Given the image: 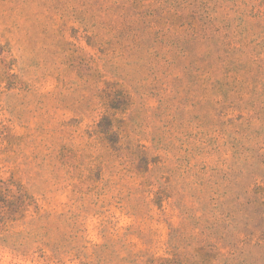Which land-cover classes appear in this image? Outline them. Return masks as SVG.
<instances>
[{
  "label": "rangeland",
  "instance_id": "374dc122",
  "mask_svg": "<svg viewBox=\"0 0 264 264\" xmlns=\"http://www.w3.org/2000/svg\"><path fill=\"white\" fill-rule=\"evenodd\" d=\"M0 264H264V0H0Z\"/></svg>",
  "mask_w": 264,
  "mask_h": 264
}]
</instances>
